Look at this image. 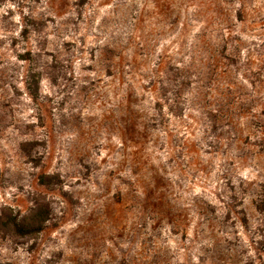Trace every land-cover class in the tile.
<instances>
[{"label": "rangeland", "instance_id": "rangeland-1", "mask_svg": "<svg viewBox=\"0 0 264 264\" xmlns=\"http://www.w3.org/2000/svg\"><path fill=\"white\" fill-rule=\"evenodd\" d=\"M37 203L0 264H264V0H0V217Z\"/></svg>", "mask_w": 264, "mask_h": 264}, {"label": "trees", "instance_id": "trees-1", "mask_svg": "<svg viewBox=\"0 0 264 264\" xmlns=\"http://www.w3.org/2000/svg\"><path fill=\"white\" fill-rule=\"evenodd\" d=\"M42 187L50 188L57 184L51 177L43 175L39 178ZM50 210L47 206L37 203L27 215L0 217V235L11 234L14 238H29L39 235L45 230L49 221Z\"/></svg>", "mask_w": 264, "mask_h": 264}]
</instances>
